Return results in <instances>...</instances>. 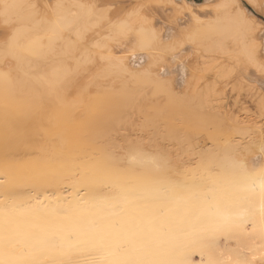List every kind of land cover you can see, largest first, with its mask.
I'll use <instances>...</instances> for the list:
<instances>
[{"label": "bare ground", "instance_id": "bare-ground-1", "mask_svg": "<svg viewBox=\"0 0 264 264\" xmlns=\"http://www.w3.org/2000/svg\"><path fill=\"white\" fill-rule=\"evenodd\" d=\"M249 7L0 0V264H264Z\"/></svg>", "mask_w": 264, "mask_h": 264}, {"label": "rangeland", "instance_id": "rangeland-1", "mask_svg": "<svg viewBox=\"0 0 264 264\" xmlns=\"http://www.w3.org/2000/svg\"><path fill=\"white\" fill-rule=\"evenodd\" d=\"M191 1H194V2H200V0H191ZM250 8V7H249ZM250 10L253 12V14L259 19V20H261V21H263L264 22V14L260 11V10H256V9H252V8H250ZM256 12V13H255ZM259 12V13H258ZM233 93H235V91H233L232 92V94Z\"/></svg>", "mask_w": 264, "mask_h": 264}, {"label": "snow or ice", "instance_id": "snow-or-ice-1", "mask_svg": "<svg viewBox=\"0 0 264 264\" xmlns=\"http://www.w3.org/2000/svg\"><path fill=\"white\" fill-rule=\"evenodd\" d=\"M261 188L264 190V181L261 183ZM118 264H130V262H118Z\"/></svg>", "mask_w": 264, "mask_h": 264}]
</instances>
